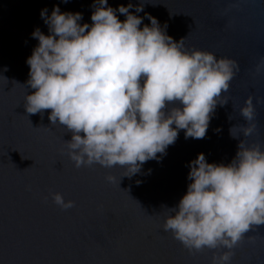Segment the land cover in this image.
<instances>
[{
    "label": "water",
    "instance_id": "1",
    "mask_svg": "<svg viewBox=\"0 0 264 264\" xmlns=\"http://www.w3.org/2000/svg\"><path fill=\"white\" fill-rule=\"evenodd\" d=\"M96 0H0V260L3 264H213V256L231 251L230 264H264V225L253 226L231 250H189L164 231L166 208L186 194L189 163L204 153L208 163L228 164L238 139L264 149V0H108V6L133 5L130 12L150 25L155 17L184 47L234 60L235 75L222 93L206 137L185 138L180 130L166 154L149 160L131 178L121 166L76 168L65 141L71 133L48 119L50 110L29 114L25 96L27 59L48 35L41 10L51 15L79 12L92 24ZM143 4L144 10L135 7ZM123 21L125 15L117 11ZM5 69H7L5 71ZM6 78V79H5ZM252 97L255 125L244 137L240 113ZM173 105H169L171 108ZM236 127H233L235 126ZM174 127V126H173ZM233 127V128H232ZM232 135L238 139L232 138ZM219 129V131H217ZM108 176L113 180L109 181ZM140 181V183H137ZM59 192L75 207L62 210L52 200ZM47 198V199H45Z\"/></svg>",
    "mask_w": 264,
    "mask_h": 264
},
{
    "label": "clouds",
    "instance_id": "2",
    "mask_svg": "<svg viewBox=\"0 0 264 264\" xmlns=\"http://www.w3.org/2000/svg\"><path fill=\"white\" fill-rule=\"evenodd\" d=\"M132 7L113 9L108 0H96L91 25L79 23V12L54 6L49 16L41 10L49 34L39 28L32 33L39 43L26 62L27 85L34 91L25 96L27 113L50 110L51 124L71 133L65 144L76 168L118 165L129 178L147 161L158 160V153L166 154L180 130L186 139L206 137L217 105L227 104L220 98L236 67L234 60L212 52L187 50L185 38L174 40L148 13L150 25L141 28L143 18L130 12ZM143 10V4L135 7ZM240 113L248 137L255 131L252 97ZM232 128L230 135L238 139ZM238 140L228 164L208 163L199 153L188 165L186 194L176 207L166 208L164 231L189 252L231 250L254 225H264V149ZM51 196L62 210L75 207L59 192ZM231 256V251L213 256V264H230Z\"/></svg>",
    "mask_w": 264,
    "mask_h": 264
},
{
    "label": "snow or ice",
    "instance_id": "3",
    "mask_svg": "<svg viewBox=\"0 0 264 264\" xmlns=\"http://www.w3.org/2000/svg\"><path fill=\"white\" fill-rule=\"evenodd\" d=\"M0 264H3V261L2 260H0Z\"/></svg>",
    "mask_w": 264,
    "mask_h": 264
}]
</instances>
